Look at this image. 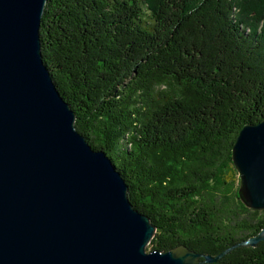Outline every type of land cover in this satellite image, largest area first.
<instances>
[{
	"label": "trees",
	"instance_id": "1",
	"mask_svg": "<svg viewBox=\"0 0 264 264\" xmlns=\"http://www.w3.org/2000/svg\"><path fill=\"white\" fill-rule=\"evenodd\" d=\"M39 36L75 129L154 224L150 251L216 257L264 229L231 159L264 120V0H46ZM209 264H264V241Z\"/></svg>",
	"mask_w": 264,
	"mask_h": 264
},
{
	"label": "water",
	"instance_id": "2",
	"mask_svg": "<svg viewBox=\"0 0 264 264\" xmlns=\"http://www.w3.org/2000/svg\"><path fill=\"white\" fill-rule=\"evenodd\" d=\"M46 0H0V264H204L256 247L264 229L211 257L184 246L145 251L150 219L103 151L75 129V114L41 56ZM239 197L264 210V120L232 147Z\"/></svg>",
	"mask_w": 264,
	"mask_h": 264
},
{
	"label": "rangeland",
	"instance_id": "3",
	"mask_svg": "<svg viewBox=\"0 0 264 264\" xmlns=\"http://www.w3.org/2000/svg\"><path fill=\"white\" fill-rule=\"evenodd\" d=\"M145 251H146L147 253L150 252V246H149V245L146 246Z\"/></svg>",
	"mask_w": 264,
	"mask_h": 264
}]
</instances>
